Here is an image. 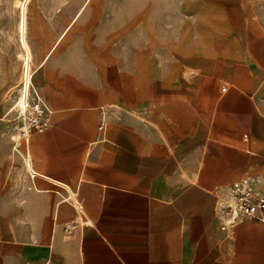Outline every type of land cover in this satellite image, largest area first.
Returning <instances> with one entry per match:
<instances>
[{"label":"crops","instance_id":"crops-1","mask_svg":"<svg viewBox=\"0 0 264 264\" xmlns=\"http://www.w3.org/2000/svg\"><path fill=\"white\" fill-rule=\"evenodd\" d=\"M247 8L188 0L140 55H99L86 31L82 55H42L45 125L0 199V264H264V221L227 209L234 181L264 193V28Z\"/></svg>","mask_w":264,"mask_h":264},{"label":"rangeland","instance_id":"rangeland-1","mask_svg":"<svg viewBox=\"0 0 264 264\" xmlns=\"http://www.w3.org/2000/svg\"><path fill=\"white\" fill-rule=\"evenodd\" d=\"M186 1L28 0L26 40L34 72L29 84V104L26 112L21 113L17 99L26 53L18 27L22 10L19 0H0V199L10 192L14 171L25 166L22 158L25 139L21 133L31 117L32 107L35 103H45L37 90L35 74L42 55H82L80 34L85 31L97 39L93 51L97 50L99 55H140V43L153 36L155 29L161 30L177 19ZM244 2L250 18L264 28V0ZM82 7L79 15L77 12ZM75 15L79 16L75 18ZM87 50L90 52V46Z\"/></svg>","mask_w":264,"mask_h":264},{"label":"built area","instance_id":"built-area-1","mask_svg":"<svg viewBox=\"0 0 264 264\" xmlns=\"http://www.w3.org/2000/svg\"><path fill=\"white\" fill-rule=\"evenodd\" d=\"M36 100L39 101L37 97ZM46 109L45 104L39 103H35L32 107L31 117L27 119V125L24 127L25 130L21 133L25 141L31 130L41 131L44 128ZM99 129H102L101 124L99 125ZM17 151L19 152L18 149ZM33 175L31 173L30 177H33ZM229 191L233 200L227 204V209L232 217L256 216L258 219L264 221V193L262 191L249 185L246 179L232 182L229 186ZM71 200L75 207L81 209L78 199L73 197Z\"/></svg>","mask_w":264,"mask_h":264},{"label":"bare ground","instance_id":"bare-ground-1","mask_svg":"<svg viewBox=\"0 0 264 264\" xmlns=\"http://www.w3.org/2000/svg\"><path fill=\"white\" fill-rule=\"evenodd\" d=\"M19 8L22 10V18L19 16V22H18V27L19 31L22 33V43L26 49V53L24 54L23 57V69H22V85L19 89V95L17 99V106L18 110L21 113H25L27 110V106L29 104V84L31 83V76L33 74L32 68H31V50L29 48V45L26 40V31H27V2L28 0H19ZM80 13V11L78 12ZM23 119V118H22ZM17 140V139H16ZM19 150V149H18ZM21 155V154H20ZM23 156V155H22ZM25 156V155H24ZM23 158V157H22ZM26 158V157H25ZM24 158V161L26 160Z\"/></svg>","mask_w":264,"mask_h":264}]
</instances>
